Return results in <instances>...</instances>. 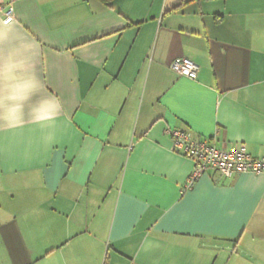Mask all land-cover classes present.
Segmentation results:
<instances>
[{"label":"crops","instance_id":"0c3cea01","mask_svg":"<svg viewBox=\"0 0 264 264\" xmlns=\"http://www.w3.org/2000/svg\"><path fill=\"white\" fill-rule=\"evenodd\" d=\"M3 2L0 64L40 86L22 125L0 122V264H264V173L187 189L168 133L264 157V0Z\"/></svg>","mask_w":264,"mask_h":264},{"label":"built area","instance_id":"2783aa9c","mask_svg":"<svg viewBox=\"0 0 264 264\" xmlns=\"http://www.w3.org/2000/svg\"><path fill=\"white\" fill-rule=\"evenodd\" d=\"M0 13L5 23L15 18L13 6H5L3 0H0ZM171 68L191 80L198 78L200 70L199 64L188 57L176 58ZM168 133L172 140V150L194 163L186 183L187 189L192 188L206 172L217 173L221 178H233L241 173H264V157H254L244 144L219 148L213 142L193 139L185 130L170 129Z\"/></svg>","mask_w":264,"mask_h":264},{"label":"clouds","instance_id":"9594fccd","mask_svg":"<svg viewBox=\"0 0 264 264\" xmlns=\"http://www.w3.org/2000/svg\"><path fill=\"white\" fill-rule=\"evenodd\" d=\"M35 75L27 74L25 61L14 57L0 64V122L15 128L24 123L25 102L39 88ZM60 101L49 97L32 106L30 117L34 123L53 121L60 110Z\"/></svg>","mask_w":264,"mask_h":264},{"label":"trees","instance_id":"16d2710c","mask_svg":"<svg viewBox=\"0 0 264 264\" xmlns=\"http://www.w3.org/2000/svg\"><path fill=\"white\" fill-rule=\"evenodd\" d=\"M97 1H99L101 4H103V5H105V6H111V4H112V2L114 1V0H97Z\"/></svg>","mask_w":264,"mask_h":264}]
</instances>
